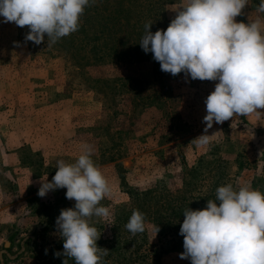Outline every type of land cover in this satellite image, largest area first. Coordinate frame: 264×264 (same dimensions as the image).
Instances as JSON below:
<instances>
[{
  "label": "rangeland",
  "instance_id": "374dc122",
  "mask_svg": "<svg viewBox=\"0 0 264 264\" xmlns=\"http://www.w3.org/2000/svg\"><path fill=\"white\" fill-rule=\"evenodd\" d=\"M100 1L94 0L96 9L89 13L85 8L80 26L128 2ZM161 3L155 16L172 21L181 0ZM258 5L249 0L237 21L264 16ZM141 10L144 16L134 13L140 40L146 23L153 22V32L160 23ZM28 31L0 17V252L7 240L11 254L25 247L15 261L5 256L7 264H58L55 253L63 252V240L56 219L75 200L66 198V188L44 197L38 191L41 178L55 175V161L75 163L84 143L95 146L92 159L112 189L101 201L111 210L110 220L89 218L101 233L98 246L109 250L103 264H191L180 259L181 206L210 192L215 197L228 183L264 192V109L214 124L208 129L212 143L201 147L194 139L204 133L205 100L218 81L192 80L184 72L162 78L155 62L144 59L82 62L79 69L77 60L86 54L80 28L51 47L47 36L40 45L25 42ZM93 79L106 81L96 87ZM135 210L143 211L146 227L133 235L126 224ZM159 215L170 222L163 229Z\"/></svg>",
  "mask_w": 264,
  "mask_h": 264
},
{
  "label": "clouds",
  "instance_id": "9594fccd",
  "mask_svg": "<svg viewBox=\"0 0 264 264\" xmlns=\"http://www.w3.org/2000/svg\"><path fill=\"white\" fill-rule=\"evenodd\" d=\"M90 2L0 0V17L3 23L27 26L25 42L40 45L47 36L51 47L79 30ZM248 4L249 0H181L167 29L153 32L149 21L139 42L164 72L218 81L205 100L206 127L194 139L198 146L212 143L208 129L214 124L264 109V16L250 15L247 23L236 19ZM257 12L264 14V0H259ZM94 152L93 144L84 143L75 163L57 159L52 179L41 178L40 197L66 188V198L75 200L74 207L62 209L56 219L63 252L55 255L65 257L63 264L70 258L75 264H103L109 255L108 249L98 246L101 233L89 222L93 216L109 221L112 215L101 204L112 189L92 159ZM183 215L180 259H190L191 264H264V192L250 184L228 183L216 189L215 199H209L205 208L188 207ZM145 227V215L133 211L127 230L135 235Z\"/></svg>",
  "mask_w": 264,
  "mask_h": 264
},
{
  "label": "trees",
  "instance_id": "16d2710c",
  "mask_svg": "<svg viewBox=\"0 0 264 264\" xmlns=\"http://www.w3.org/2000/svg\"><path fill=\"white\" fill-rule=\"evenodd\" d=\"M100 1V0H99ZM118 1V0H117ZM101 2V1H100ZM160 0H128L127 4L123 8H118L115 10V8L111 11H109L107 16H102V18H99V14L95 16V18L98 20L91 21L86 19V23L80 26V29L82 30V33H86V36L83 37L82 41V52H85L86 54L83 56H80L77 60V62L81 63L80 66H78L79 69H82V62L84 64H87L89 66L91 65H98L100 63L105 62H114V63H127L128 61H133L132 63L140 62L143 59L147 60V62H150L151 60L155 62L156 66H158L159 70L156 72V76L165 78L166 76H169L171 73H167L161 70L160 63H156V60L153 58V54L148 52L146 53L141 45H139L140 42V35L142 34L139 31L140 26H137L139 24L136 21V18L134 17V13L136 11H139L143 14L142 8H145L146 15L149 14V18L152 20H155L160 22L158 23V27H155V31L159 29H167L171 21L167 20L166 18L160 19L159 15V9L163 6L162 3L159 4ZM94 7L96 9V6L94 4V0L90 2L89 9L87 8L88 13L91 11V9ZM125 13V15H124ZM120 14H123V16L119 17ZM127 16V17H126ZM127 20H124L126 19ZM131 18V19H130ZM99 22V23H97ZM147 24V23H146ZM153 28V25H152ZM93 37L91 38V36ZM144 35V34H143ZM80 40V39H79ZM95 42V43H93ZM137 51H139V54L137 56ZM134 57V58H131ZM86 62H85V60ZM95 81V86H99L98 84L102 83L103 79H93ZM117 81H123L122 79H118ZM131 81V80H130ZM139 79L131 81L132 84H138ZM137 94V93H136ZM162 96L160 92L155 94V97ZM136 95H134L133 101L135 105L137 104V100L135 99ZM209 199H215L214 195L210 192L206 195V197L201 199L199 202H194L193 204H186L184 206L180 207V210L182 211L178 216L179 220L177 221V226L180 228L181 224L184 220L183 212L188 207L192 209H203L205 208V201H208ZM196 201V200H195ZM141 211V210H140ZM143 212V211H141ZM160 217H156L157 223L159 224L160 229H163L166 227L167 224L170 222H162L161 219H164V216L159 215ZM180 218H182L180 220ZM65 257L63 255L58 257V264H63ZM68 261H71L72 263L68 264H75L74 259H69Z\"/></svg>",
  "mask_w": 264,
  "mask_h": 264
},
{
  "label": "water",
  "instance_id": "95a60500",
  "mask_svg": "<svg viewBox=\"0 0 264 264\" xmlns=\"http://www.w3.org/2000/svg\"><path fill=\"white\" fill-rule=\"evenodd\" d=\"M11 244H12L11 240H7L6 243H5V249L1 252V255H0L1 256V260H2V264H7L5 262L4 257H3L5 254L10 258V260L15 261V260L18 259L20 254L25 250V247L23 246L24 243H23L22 244V249H21V251L19 253L11 254L10 251H9V249L11 248Z\"/></svg>",
  "mask_w": 264,
  "mask_h": 264
},
{
  "label": "crops",
  "instance_id": "0c3cea01",
  "mask_svg": "<svg viewBox=\"0 0 264 264\" xmlns=\"http://www.w3.org/2000/svg\"><path fill=\"white\" fill-rule=\"evenodd\" d=\"M5 249V245H4V248L1 250V252L3 251ZM1 252H0V255H1ZM11 253V252H10ZM7 257V258H9L6 254L3 256V257ZM5 259V258H4ZM10 259V258H9ZM0 260H1V256H0ZM1 264H2V260H1Z\"/></svg>",
  "mask_w": 264,
  "mask_h": 264
}]
</instances>
